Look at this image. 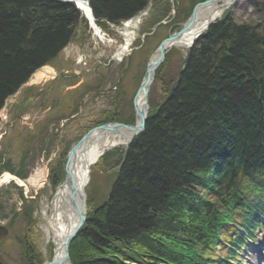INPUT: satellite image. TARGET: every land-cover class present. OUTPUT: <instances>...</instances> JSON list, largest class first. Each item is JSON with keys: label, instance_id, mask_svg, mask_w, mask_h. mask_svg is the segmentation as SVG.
<instances>
[{"label": "trees", "instance_id": "16d2710c", "mask_svg": "<svg viewBox=\"0 0 264 264\" xmlns=\"http://www.w3.org/2000/svg\"><path fill=\"white\" fill-rule=\"evenodd\" d=\"M88 2L97 24L126 21L146 5ZM81 21L63 0H0V109ZM119 165L107 200L69 246L72 264H213L202 252L205 228L222 217L211 198L231 213L246 200L240 185L264 177V34L225 17L213 23Z\"/></svg>", "mask_w": 264, "mask_h": 264}, {"label": "rangeland", "instance_id": "374dc122", "mask_svg": "<svg viewBox=\"0 0 264 264\" xmlns=\"http://www.w3.org/2000/svg\"><path fill=\"white\" fill-rule=\"evenodd\" d=\"M145 1L134 32L121 22H96L102 32L99 38L84 17L86 24L79 22L70 43L45 65L53 76L38 82L29 77L0 110V264L51 261L55 243L48 222L54 196L65 180L68 154L94 127L111 122L135 124L133 96L151 54L170 33L180 30L197 4L206 0ZM263 4L264 0H234L220 19L229 18L264 34ZM126 42L129 51L117 60ZM193 46L165 54L148 91L147 116L168 95ZM127 146L105 152L91 166L84 188L85 221L107 200L118 170L115 168ZM229 192L224 189V194ZM211 197L206 192L199 193L201 201L208 202ZM217 211L225 219L227 214L222 209ZM209 225L205 228L208 235H204L207 246L202 252L217 264L223 240L217 236V223ZM250 255L253 253L249 246L241 255L242 264H248L244 258Z\"/></svg>", "mask_w": 264, "mask_h": 264}, {"label": "bare ground", "instance_id": "6f19581e", "mask_svg": "<svg viewBox=\"0 0 264 264\" xmlns=\"http://www.w3.org/2000/svg\"><path fill=\"white\" fill-rule=\"evenodd\" d=\"M233 1L234 0H216L215 3L208 6H197L188 28L184 31L180 38L167 42L165 50L168 52L174 49L186 50L190 48L191 45H194L195 42H197L205 34L207 29L214 22L220 20V17L227 9H229ZM63 2L71 3L79 13L80 17L82 15L81 20L85 21L84 17L86 18L93 34L99 38L102 37V32L100 31L101 29L96 26V21L92 14L88 0H63ZM142 11L138 12L137 15H141L143 13ZM137 15L135 18L132 17L126 21H122L121 23L123 27L130 29V31L132 30V32L136 31L139 22ZM251 28L255 32H258L257 28ZM172 34L170 33L165 39ZM128 45L129 44L126 42L121 48L118 58H116L117 60H119L121 56H124L125 52L127 53L129 51ZM159 59L160 54L158 52H153L147 64L153 65ZM52 74V70L48 66H45L41 68V70L32 74V82H38L52 76ZM13 94H16V91ZM145 104L146 106L148 105L147 99L146 101L144 100L143 90L137 92V94L135 93L133 96L134 108L144 111ZM135 115V124H139V117L136 112ZM130 136V132L120 128L113 131L107 130L102 131L101 133H93L86 141V144L80 147L76 154L70 159L68 178L70 185H62L61 188L57 190L51 205L52 211L48 222V228L52 234L53 242L55 243V250L50 264H72L69 256L65 259L66 250L64 242L67 235L72 233L75 229L79 221L80 210H82V212H86L84 188L88 180L89 170L91 166L98 162L99 158L105 152L118 146H125ZM6 177L11 178L12 176L6 174ZM262 184L264 185V181H262ZM259 214L260 213L258 211L252 213V216H259ZM238 225L240 227L243 226L244 228L248 227L251 229V226L243 221H241ZM254 264H258L256 259Z\"/></svg>", "mask_w": 264, "mask_h": 264}, {"label": "water", "instance_id": "95a60500", "mask_svg": "<svg viewBox=\"0 0 264 264\" xmlns=\"http://www.w3.org/2000/svg\"><path fill=\"white\" fill-rule=\"evenodd\" d=\"M215 1L216 0H206L202 4H197L194 7V9H193L190 17L185 22V24L182 25V27L180 28V30L178 32L170 35L167 39L163 40L159 44V46L157 47V49L154 51V53L155 52H158L160 54V59L158 61H156V63H154L153 65H149V64L146 65V69H145V73H144L142 82L140 84V87L137 90V92H140L141 90H143V97H144V100L145 101L147 99V95H148L149 88H150V86L152 84V79L154 77V72L158 68V66L162 63V61L164 60V56H165V54L167 52L165 50L166 49L165 46H166L167 42L176 40V39H178V38H180L182 36V34L184 33V31L188 28V25L190 23V20L192 19L193 15H194V11H195V9H196L197 6L198 7L200 5H207L208 6V5H211V4L215 3ZM229 2H232V1H229ZM38 70H41V68L38 69ZM38 70H36V71H38ZM26 82L19 87L18 91L26 84ZM15 95L16 94H13V95L9 96L5 100L4 103L9 102ZM134 109H135L134 111L138 114L139 124L124 125V124L114 123V122L105 123V124H102V125H99L97 127L92 128L86 134L83 135V137L78 142V144L70 151V153L67 156L66 164H65V173H66V176H65V180L63 182V185H70V182H69V179H68L69 178V163H70L69 161H70V159L76 154L77 150L80 147H82L83 145L86 144V141L88 140V138L93 133H96V132L97 133H101L102 131H107V130L113 131V130H116L118 128L124 129V130H126V131H128V132L131 133V136H130V138L127 141V144H129L130 141L132 140V138L134 136H136L140 132H142V130L144 128V123H145V120H146L147 112H148V107L145 104V110L144 111H140V110H138L136 108H134ZM123 159H124V157H123ZM119 168H120V166L117 167L116 170L119 169ZM85 217H86V212H82V210H80L79 221H78L75 229L73 230L72 233H70L69 235H67V237L65 238V242H64V246H65V250H66L65 259L68 258V256H69V253H68L69 245L73 241V239H74L75 235L77 234V232L83 226V224L85 222ZM51 262H52V260L50 262H46L45 264H50Z\"/></svg>", "mask_w": 264, "mask_h": 264}]
</instances>
